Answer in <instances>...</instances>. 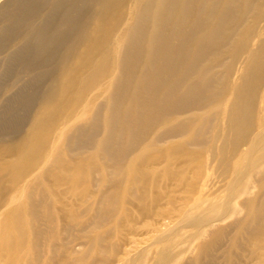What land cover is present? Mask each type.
<instances>
[{
    "label": "bare ground",
    "instance_id": "1",
    "mask_svg": "<svg viewBox=\"0 0 264 264\" xmlns=\"http://www.w3.org/2000/svg\"><path fill=\"white\" fill-rule=\"evenodd\" d=\"M13 4L0 54L38 105L0 129V264H150L167 222L198 256L220 216L264 264V0Z\"/></svg>",
    "mask_w": 264,
    "mask_h": 264
},
{
    "label": "rangeland",
    "instance_id": "2",
    "mask_svg": "<svg viewBox=\"0 0 264 264\" xmlns=\"http://www.w3.org/2000/svg\"><path fill=\"white\" fill-rule=\"evenodd\" d=\"M13 3L14 0H0V14L4 11H11V13L14 12L15 6ZM1 16L2 15H0V27L2 26ZM11 50L12 51L9 54L10 57L8 56L9 60L11 59L9 61V69L6 68V65L9 64V62L6 61V56H4V53L0 54V129H2L4 126L14 128L17 123H20L17 126L18 128L22 125L23 128H25L30 120V117L37 109L38 105L34 97L36 89L32 86L36 81H38L39 75H31L30 73L25 76L27 77V81L32 86L20 84L13 90L10 88V86L13 85L14 81L16 80L15 74L23 71V67L20 64L21 62L19 63L16 59L18 58L19 54L21 55V52L16 51L14 48H12ZM20 60H25V66L27 68L31 66L33 67V62L27 60L25 56ZM32 72H37V70L32 69ZM40 84L41 87H44L47 84V79L42 80ZM30 100L32 101V103L29 105L28 101ZM129 208L133 210V207L130 206ZM210 214H212V216L219 217L221 213L220 211L213 210ZM223 217L225 216H220L215 220L212 219L211 221H207L210 224L216 225V227H218V230L210 231L207 234H204V250L198 256H196V246L191 244L188 238L192 236L193 230L191 229V233H189L188 230H182L179 223L167 222L165 224L166 229L169 230L170 233H173L168 241L165 240L164 243L156 245L154 249L153 243L151 242L152 240L150 242H146L145 245L140 244L135 247V250L137 251H132L130 259L137 258L139 254L142 255L143 253L148 251L149 253L154 255L150 264H159L160 259L155 256V252L159 253V250L163 251L164 258L173 251V249L171 250L172 247H182L186 245L189 246V248H187L188 255L183 259L176 260L174 264H257V257L252 256L251 254V251H253V249H251V245L247 237L248 235L237 234V231L239 229V225L237 223L230 222L221 227ZM186 221L191 222L194 221V219L189 218ZM195 226V230L201 229L203 227V225L200 227V224ZM249 230H251V228ZM176 237L181 238V241L171 246V241L173 242L174 238ZM78 243L79 241H76V244ZM84 247H82L83 250L85 249Z\"/></svg>",
    "mask_w": 264,
    "mask_h": 264
}]
</instances>
